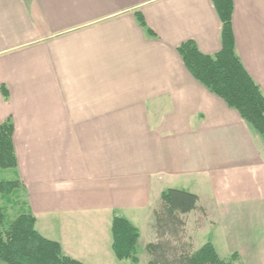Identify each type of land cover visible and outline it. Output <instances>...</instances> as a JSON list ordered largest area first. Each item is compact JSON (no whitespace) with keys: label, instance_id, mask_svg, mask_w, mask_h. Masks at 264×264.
<instances>
[{"label":"crops","instance_id":"crops-1","mask_svg":"<svg viewBox=\"0 0 264 264\" xmlns=\"http://www.w3.org/2000/svg\"><path fill=\"white\" fill-rule=\"evenodd\" d=\"M232 28L236 55L264 95V0H233ZM221 29L212 0H0L11 181L38 232L64 254L141 264V253L147 264L153 212L177 188L198 196L185 215L203 244L219 256L218 245L226 256L260 257L252 235L264 226V142L177 50L192 41L213 55ZM238 216L248 227L240 247ZM119 217L138 231L135 261L112 248Z\"/></svg>","mask_w":264,"mask_h":264},{"label":"trees","instance_id":"trees-1","mask_svg":"<svg viewBox=\"0 0 264 264\" xmlns=\"http://www.w3.org/2000/svg\"><path fill=\"white\" fill-rule=\"evenodd\" d=\"M222 23L221 50L213 55L199 51L186 41L177 48L186 68L225 103L238 111L264 142V95L251 78L234 48L232 28L233 0H212ZM13 125L0 123V168L15 169ZM15 189L16 181L0 182V191ZM198 196L190 191L168 188L153 212L154 240L147 243V264H233L219 257L211 241L192 251L185 238V214L197 208ZM31 213L10 220L0 205V262L4 264H82L64 254L59 242L42 236ZM112 248L122 260H136L137 229L125 218L111 224ZM236 256L235 253L231 257Z\"/></svg>","mask_w":264,"mask_h":264},{"label":"rangeland","instance_id":"rangeland-1","mask_svg":"<svg viewBox=\"0 0 264 264\" xmlns=\"http://www.w3.org/2000/svg\"><path fill=\"white\" fill-rule=\"evenodd\" d=\"M13 179H15V173L11 168H7V169L0 168V182H8ZM23 202H24V193L18 187L15 189L7 188L4 189V191H0V205L3 207L6 217L10 220L16 218L19 214L25 212V207L23 205ZM184 218L186 223L185 238L186 241L190 242L192 251H195L203 245V240H202L203 237L199 235V233H197L198 231L197 232L195 231L196 228H194L193 226L194 224L192 223L191 217L187 218L185 215ZM245 221L246 220L244 218L238 216V218L235 221V224L232 227V233L236 234L239 238L237 242H234L238 247L243 246L247 241L246 236H247L248 227L245 225ZM188 222L189 224L187 225ZM220 233L222 232L220 231ZM252 240H253L252 244L255 245L256 252L260 257L251 256L248 258L245 255V259H241L237 253H235L236 256L234 257H231L232 254L226 256L225 255L226 253H224L220 245H218L219 254H220L219 257L225 260H230L231 258V260H233V264H264V226L256 225V227L254 228V235H252ZM140 255H141V264L142 261L143 263H145L147 258L142 257L141 253ZM122 262L126 263V261H122Z\"/></svg>","mask_w":264,"mask_h":264}]
</instances>
